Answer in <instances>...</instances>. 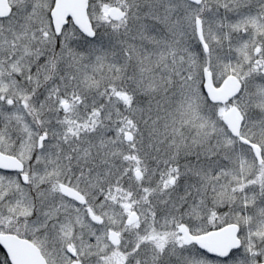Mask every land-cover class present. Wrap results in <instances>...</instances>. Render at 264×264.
I'll list each match as a JSON object with an SVG mask.
<instances>
[{
    "label": "snow or ice",
    "instance_id": "snow-or-ice-1",
    "mask_svg": "<svg viewBox=\"0 0 264 264\" xmlns=\"http://www.w3.org/2000/svg\"><path fill=\"white\" fill-rule=\"evenodd\" d=\"M0 264H264V0H0Z\"/></svg>",
    "mask_w": 264,
    "mask_h": 264
}]
</instances>
